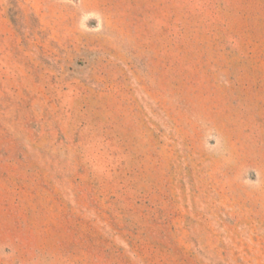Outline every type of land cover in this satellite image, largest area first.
<instances>
[{
	"label": "rangeland",
	"instance_id": "374dc122",
	"mask_svg": "<svg viewBox=\"0 0 264 264\" xmlns=\"http://www.w3.org/2000/svg\"><path fill=\"white\" fill-rule=\"evenodd\" d=\"M0 264H264V0H0Z\"/></svg>",
	"mask_w": 264,
	"mask_h": 264
}]
</instances>
